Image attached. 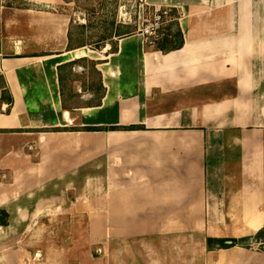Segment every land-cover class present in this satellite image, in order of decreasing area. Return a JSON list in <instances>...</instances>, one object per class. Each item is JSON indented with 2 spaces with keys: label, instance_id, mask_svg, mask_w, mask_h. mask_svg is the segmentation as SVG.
Returning <instances> with one entry per match:
<instances>
[{
  "label": "crops",
  "instance_id": "1",
  "mask_svg": "<svg viewBox=\"0 0 264 264\" xmlns=\"http://www.w3.org/2000/svg\"><path fill=\"white\" fill-rule=\"evenodd\" d=\"M143 1L178 11L179 49L137 32L100 59L70 49L64 0H0V264H66L7 238L73 212L161 245L169 227L206 245L264 232V0ZM86 57L100 59L102 95L72 106L64 70ZM208 250V264H264V250Z\"/></svg>",
  "mask_w": 264,
  "mask_h": 264
},
{
  "label": "rangeland",
  "instance_id": "2",
  "mask_svg": "<svg viewBox=\"0 0 264 264\" xmlns=\"http://www.w3.org/2000/svg\"><path fill=\"white\" fill-rule=\"evenodd\" d=\"M64 1L63 9L72 19L70 49L83 47L98 54L100 59H104L115 50L117 41L123 37L121 35L139 33L142 25L146 24V20H151L156 12V9L146 6L143 0ZM164 10L169 11V19L160 30L157 46L162 45L163 40L168 37L170 42L166 45L169 48L178 33L179 13L170 8ZM100 59L86 57L76 60L64 70V88L69 105L94 104L99 100L102 95L101 79L95 66ZM77 213L73 212L72 216H69L71 225L12 227V232H9L7 238L8 241L11 240L9 246L16 243L24 249L41 252L65 251L64 254H56L59 256L56 261L60 263L64 261L66 264H150L151 262H156L153 264H159V262L160 264H208L211 257L208 250L209 242L205 244L203 241L205 236L202 233L192 238L187 237L193 234L191 232L182 228L180 232L178 231L180 229L169 227L162 231L161 237H164L162 245L157 242L148 243L142 241L150 238L145 236L147 227L74 225ZM88 213L92 219L95 218L93 210H89ZM22 228L24 233L20 237L23 236V242L21 240L14 242L13 239ZM181 233L187 235L184 234L183 238H180ZM105 235L109 241L108 245L99 241ZM256 239L258 243L246 241L242 246L264 250V232ZM119 245L126 246L125 257H114L116 253L114 250ZM210 248L211 250L221 249L217 244L209 246Z\"/></svg>",
  "mask_w": 264,
  "mask_h": 264
},
{
  "label": "built area",
  "instance_id": "3",
  "mask_svg": "<svg viewBox=\"0 0 264 264\" xmlns=\"http://www.w3.org/2000/svg\"><path fill=\"white\" fill-rule=\"evenodd\" d=\"M168 9V8H165ZM169 11L164 9H156V12L151 20H146L139 30V33L144 37L147 45L151 48L157 46L160 38V30L168 22Z\"/></svg>",
  "mask_w": 264,
  "mask_h": 264
},
{
  "label": "trees",
  "instance_id": "4",
  "mask_svg": "<svg viewBox=\"0 0 264 264\" xmlns=\"http://www.w3.org/2000/svg\"><path fill=\"white\" fill-rule=\"evenodd\" d=\"M131 35V33H126L123 34L121 36H129ZM169 39L168 37L166 39L163 40L162 45H159V48L165 47L166 44H169ZM175 42L176 45L173 46V48L179 49L182 44H183V39H182V35L180 33H177L176 37H175ZM116 50V49H115ZM114 52V51H113ZM3 216L6 214L5 211H2ZM1 225L2 226H7V224L4 221H1ZM246 239H242V240H238L235 238H226V239H208L209 242V246L211 247L213 245V243H216L221 249H229V248H233L235 246H242L243 242H245Z\"/></svg>",
  "mask_w": 264,
  "mask_h": 264
}]
</instances>
